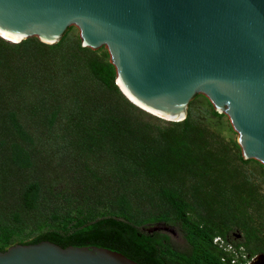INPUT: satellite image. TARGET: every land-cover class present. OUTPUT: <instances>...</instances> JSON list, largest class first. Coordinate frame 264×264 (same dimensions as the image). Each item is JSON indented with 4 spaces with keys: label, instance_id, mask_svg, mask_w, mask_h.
<instances>
[{
    "label": "trees",
    "instance_id": "1",
    "mask_svg": "<svg viewBox=\"0 0 264 264\" xmlns=\"http://www.w3.org/2000/svg\"><path fill=\"white\" fill-rule=\"evenodd\" d=\"M63 37L51 44L0 39V251L45 240L96 245L137 264H229L211 243L218 237L246 259L264 254L261 194L236 180L241 171L228 163L249 160L189 109L178 122L143 120L113 84L106 52L99 58L100 49ZM86 157L106 168H88ZM42 159L78 174L73 190L41 174ZM155 225L174 228L184 247L167 248Z\"/></svg>",
    "mask_w": 264,
    "mask_h": 264
},
{
    "label": "water",
    "instance_id": "2",
    "mask_svg": "<svg viewBox=\"0 0 264 264\" xmlns=\"http://www.w3.org/2000/svg\"><path fill=\"white\" fill-rule=\"evenodd\" d=\"M69 25L81 47L105 49L129 104L178 122L201 94L226 116L240 158L264 169V0H0V39L8 43L51 44ZM0 264L137 263L96 245L41 240L6 247ZM246 264H264V254Z\"/></svg>",
    "mask_w": 264,
    "mask_h": 264
},
{
    "label": "rangeland",
    "instance_id": "3",
    "mask_svg": "<svg viewBox=\"0 0 264 264\" xmlns=\"http://www.w3.org/2000/svg\"><path fill=\"white\" fill-rule=\"evenodd\" d=\"M62 34H64L63 40L65 43L74 42L75 40L78 41L77 29L72 25L67 26L66 29L62 32ZM98 49L100 50L96 52V55L99 58H102L101 54L105 52V49L102 46H100L93 50H98ZM102 59H105L107 61V55L105 58H102ZM186 109H189V111L192 113V117L198 123H200L202 127H204L207 131L216 135L224 143L228 144L229 150L231 149L232 154H235L236 152L237 154H239V149L235 143L236 134L231 129L226 116L221 112L219 113L218 117L212 116L210 114V111L212 110V108L209 102L206 100V98L203 95L198 94V93L194 94L187 102L185 106V110ZM144 114L145 115L142 116L143 120L151 122L152 119L150 118L152 116L146 113ZM60 127H61V122H60V125H58L57 130H54L51 132L52 133L51 135L53 137L57 138L61 134ZM38 139H39V148L46 149L47 140L41 139L40 136H38ZM54 141L56 142V144L60 143L59 139H55ZM231 142L235 144L236 149H234L230 145ZM42 160L44 161V163L41 161L40 163L41 165H39L41 167L40 169L41 174L43 175L49 174V177H53L57 181V188H59L61 185L66 184L68 186L67 189L69 191L73 190V188L76 185L74 182L76 181L75 179L78 177V174H75V179H73L70 172L67 171L66 166L64 164H62L61 166H53L51 163V166L53 167L51 169L49 163L47 164L45 159H42ZM247 160H249V162L244 165H238L237 162L235 161H230L228 163L229 165H232L236 167L239 171H241V174H238L236 176V180L246 179L252 184L256 185L257 191L261 194V197H262V204L264 205V181L261 179V172L264 174V169L258 162L252 159H247ZM83 161H84V164L90 169L103 170L106 168L102 162L100 161L92 162L88 160V157L84 158ZM78 170L76 171V173L79 172ZM261 209H264V208H261ZM246 212H249V209H247ZM257 221L258 220H255L254 225L258 223ZM160 226L166 227L162 230L163 232L162 231L160 232V234L164 235V240L162 241V244H164L167 248L172 249V250H177L181 247H184V243L179 233L176 232L174 228L168 225H160ZM260 228H261L260 231L264 232V226H261ZM169 229L172 230L173 232H170ZM230 233H232L233 236H235V239L237 240L240 239L236 237L237 235H239V232L237 230H231ZM232 240H234V238Z\"/></svg>",
    "mask_w": 264,
    "mask_h": 264
},
{
    "label": "built area",
    "instance_id": "4",
    "mask_svg": "<svg viewBox=\"0 0 264 264\" xmlns=\"http://www.w3.org/2000/svg\"><path fill=\"white\" fill-rule=\"evenodd\" d=\"M211 243L215 245L216 248L227 253V255L229 254V257H228L229 264H238L240 262V260L238 259H241L243 261L241 264H246L251 259V257L246 259V255L241 251L239 247L233 248L232 245H230L229 243L223 242L218 237H212Z\"/></svg>",
    "mask_w": 264,
    "mask_h": 264
},
{
    "label": "flooded vegetation",
    "instance_id": "5",
    "mask_svg": "<svg viewBox=\"0 0 264 264\" xmlns=\"http://www.w3.org/2000/svg\"><path fill=\"white\" fill-rule=\"evenodd\" d=\"M170 230V229H169ZM162 231V230H161ZM163 232V231H162ZM170 232H173L172 230H170Z\"/></svg>",
    "mask_w": 264,
    "mask_h": 264
},
{
    "label": "bare ground",
    "instance_id": "6",
    "mask_svg": "<svg viewBox=\"0 0 264 264\" xmlns=\"http://www.w3.org/2000/svg\"><path fill=\"white\" fill-rule=\"evenodd\" d=\"M0 37H1V36H0ZM2 38H3V37H2ZM17 40H18V39H17ZM17 40H16V41H17Z\"/></svg>",
    "mask_w": 264,
    "mask_h": 264
}]
</instances>
